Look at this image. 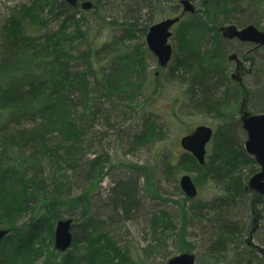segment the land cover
<instances>
[{
	"label": "trees",
	"instance_id": "1",
	"mask_svg": "<svg viewBox=\"0 0 264 264\" xmlns=\"http://www.w3.org/2000/svg\"><path fill=\"white\" fill-rule=\"evenodd\" d=\"M125 1L117 0L115 4L120 7ZM178 1L137 0L132 4L130 16L110 21L122 30L116 40L119 45L139 40L128 50L120 45L117 51H110L105 44L91 43L82 29L89 16L76 17L79 5L71 7L65 0H30L14 7L6 17L0 27V227H5L8 233L0 242V264H128L127 253L118 246L103 221L90 214L89 196L107 175V157L99 154L87 158L86 180L77 193L73 192V177L83 167L86 136L97 125L119 133L120 141L123 130L127 135L133 128L130 139L135 147L163 136V126L146 113L148 97L144 86L150 53L144 37L157 15L162 18L180 14ZM244 1L248 9L252 8L251 12L264 4V0ZM241 2L202 0L203 9L195 6L193 13L184 14L176 23L179 44L167 65H171L168 79L185 83L191 101L222 123L210 141L213 155L203 164L183 152L179 161L161 155L157 168L163 167L166 180L175 182L181 193L177 170L196 171V177L212 178L222 184L224 195L218 202L191 208L174 201L180 208L182 221L176 224L170 212L160 209L150 216L149 230L157 244L164 245L171 238L176 253L193 251L192 242L186 238L189 213L208 228L203 254L206 264H264V252L244 243V238L249 240L250 235L253 237L264 226L262 196L245 189L247 180L259 168L245 151L244 142L237 141L235 123L241 124L240 119L235 123L229 119L232 106L239 113L243 97L248 109L252 91L243 82L241 85L234 82L236 88L230 86L232 80L226 73L229 51L221 48V42L240 41L225 39L218 31L219 26L233 23L228 17L235 10H245ZM91 11L106 18L99 13L96 3H92ZM199 12L205 18L198 16ZM219 15L223 20L218 19ZM52 23L56 28L47 30ZM210 32H213L209 34L211 46L207 48L209 40L205 34ZM99 53L108 57L107 71L101 70L100 63L98 66L94 63ZM248 53L242 52L241 57ZM254 70L255 67L251 73ZM91 80L95 81L94 88L90 86ZM263 85L264 82L255 90L254 99ZM221 86L224 88L220 91ZM258 101L262 106L256 112L263 113L264 104ZM126 122L129 125L123 129L122 123ZM131 167L143 173L150 195L159 196L153 180L155 168L147 164ZM243 167L249 168L245 175ZM111 191L115 206L125 214L137 207L138 190L133 180H121ZM242 204L250 212L246 226H241L236 218V210ZM65 214L73 219V242L69 249L59 252L52 243L53 227ZM44 228L51 247L43 253L36 243Z\"/></svg>",
	"mask_w": 264,
	"mask_h": 264
},
{
	"label": "rangeland",
	"instance_id": "2",
	"mask_svg": "<svg viewBox=\"0 0 264 264\" xmlns=\"http://www.w3.org/2000/svg\"><path fill=\"white\" fill-rule=\"evenodd\" d=\"M29 1L30 0H0V27L14 7L26 4L27 2L29 3ZM90 1L98 4L99 13L106 16L105 19L99 18L98 15L92 13L91 8L84 10L79 7V12L76 11V17H79L80 14L89 16L90 20L82 24V29L88 34L91 43L93 42L98 46L105 44L110 51H117L120 49V45L121 49L126 48L128 50L132 44L139 42V40L134 39V41H125L119 45L116 40L122 30L118 25H113L110 22L113 21V19L122 21L130 16L132 14V4L137 0H126L120 7L115 4L117 0ZM138 1L141 2L142 0ZM201 1L202 0H193L194 5L199 10L203 9ZM240 6L245 10H235L233 15L231 14L228 18L231 19L233 23L239 21V27L250 23L264 31V4H261V6L257 8L258 10L254 12H251L252 8L248 9V5L244 0L240 3ZM169 11L170 9L168 8L167 12ZM159 16L160 15H157L158 18H156L155 21L164 18H159ZM198 16L202 17L203 15L199 12ZM203 18L205 17L203 16ZM218 19L223 20V17L219 15ZM186 20L187 18H185V21ZM55 28V24L52 23L47 30L52 31ZM178 28L179 24L174 25L172 28V36L169 38L172 51L175 50L179 44L177 39ZM212 33L213 32L205 34V37L209 40L207 48L211 46L209 34ZM200 42L203 43L204 41L201 40ZM221 48L228 50L230 53L237 52L239 58H241L242 52L249 51L248 57L253 60L254 66H251L248 62L246 64V69L252 68L251 70H253L255 67L256 71L254 70L252 73H247L246 75L243 74L242 82L252 91L248 100V109L251 110L252 113H257L258 107L262 106L258 100L264 104V85L256 92V99H254L255 90L264 82V49L262 47H256L252 43H241L237 41H222ZM148 53H150L146 59V71L148 76L144 86V93L148 97L146 113L154 117L163 126V136L161 138H155L144 146L135 147L133 144L131 145L130 139L132 135L130 133H133V128L129 129L128 133H126L127 135H124L123 130V134H121L122 140L120 141L118 137L119 133L112 130L107 131L102 126L97 125L92 132L88 133L86 136L85 149L87 151L81 161L83 167L81 166L79 172L73 177V192L77 193L79 189H81L84 180H86L85 162L87 158H92L99 154H103V156L107 157L105 161L107 175L89 196L90 214L103 221L104 227L109 234L113 237L118 246L127 253L126 255L129 258L128 264H166L171 256L177 254L174 241L171 238L166 239L164 245L152 241L149 230V219L153 212L165 209L170 212L176 224H179L182 221L181 211L178 204L174 201L184 204L187 208H191V206L195 207L201 203L209 204L213 201L218 202L224 195L222 184L216 182L212 178L205 179L203 176L196 177V171L177 170L178 186V180L182 174H189L193 181L195 179L194 183L197 187V194L194 198H188L186 196L188 198L186 199L185 195L179 192L175 187V182L166 180L163 167L157 168L161 162V155H165V157L169 156L173 158V160L179 161L180 156H182L184 152L179 140L182 136L191 132L197 125H207L215 131L221 125L222 121L212 115H208L201 107H197L194 102L191 101L186 91L185 83L168 79L167 73L169 72L170 64L166 68H161L157 63L156 57L150 51ZM97 58L98 60L94 61L96 66L100 63V65H102L101 70L107 71L109 68V62H107L108 57H104V54L99 53ZM234 67V62L229 61L226 69L227 75L230 76L232 74ZM234 82L235 81L232 80L230 86L236 88L237 86ZM90 83V86L94 88L95 81L93 82L91 80ZM223 88L224 87L221 86L220 91L223 90ZM220 91L217 92L218 95H220ZM193 99L196 100V98ZM230 112L231 116H229V119L235 123V120L239 118L237 107L232 106ZM126 123L128 124L122 123L125 125L123 129L129 125V122ZM235 124L237 141L243 144L246 139V132L242 129L240 123ZM134 126H138V124L135 123ZM131 147L133 150H130ZM212 147L213 143L210 142L206 147L207 152L205 160L210 155H213ZM131 164H147L155 168L153 180L155 181L154 183L159 196L150 195L147 188L145 189L146 184L143 173L132 168ZM256 165L259 168L257 163ZM47 166L46 169L48 171ZM248 169V167H243L242 173L245 175ZM128 179L136 183L139 200L137 207L132 208L125 214L118 205L115 206V199L111 195V190L119 181ZM200 208L202 210V207ZM206 212L209 211L207 210ZM66 215L67 214H65L64 217ZM236 216V218L240 220L241 226L248 225L250 221V212L248 207L244 204L238 207ZM77 225L78 224H75V230L80 235V229H78ZM185 227L186 238L194 244V252L196 254L195 264H206L207 259L205 258V260L203 258V254L208 243V228L205 224L198 222L197 219L191 218L189 213L187 214V223ZM41 234L36 246H39V249L41 248L44 253L46 252V248H48V250L50 249L51 242H49L48 239L47 228L42 229ZM253 241L258 245H263V225L260 226V229L254 234ZM52 243L54 246V236ZM221 264L235 263L230 262Z\"/></svg>",
	"mask_w": 264,
	"mask_h": 264
},
{
	"label": "water",
	"instance_id": "3",
	"mask_svg": "<svg viewBox=\"0 0 264 264\" xmlns=\"http://www.w3.org/2000/svg\"><path fill=\"white\" fill-rule=\"evenodd\" d=\"M65 2L75 7L80 2V7L84 10L92 7L90 0H65ZM182 7V14L193 13L195 5L192 0H179ZM181 15L165 17L160 21L152 23L146 32L145 42L148 50L156 57L159 67H166L172 56V46L169 38L172 36V26L177 23ZM220 35L228 40L236 39L240 42L252 43L264 49V31L258 29L254 24H247L238 27L234 23L221 25L218 28ZM228 61L235 62L234 71L230 75L231 79L242 84L240 68L243 65L235 52L227 55ZM239 119L242 128L246 132L244 141L245 151L251 155L259 166V170L250 176L245 185V189L253 191L262 196L264 205V112L252 113L247 109L246 97L241 99L239 108ZM213 130L207 125H197L192 132L182 136L179 140L181 147L191 153L193 157L203 164L205 161L206 144L210 141ZM181 191L189 198H194L197 194V187L189 174H182L179 177ZM73 219L71 217L58 218L54 226V247L59 252H64L71 247L73 236L71 228ZM8 233L7 229L0 228V241ZM166 264H195L193 252L184 251L171 256Z\"/></svg>",
	"mask_w": 264,
	"mask_h": 264
},
{
	"label": "flooded vegetation",
	"instance_id": "4",
	"mask_svg": "<svg viewBox=\"0 0 264 264\" xmlns=\"http://www.w3.org/2000/svg\"><path fill=\"white\" fill-rule=\"evenodd\" d=\"M179 9H181L180 8V6H179ZM241 59H242V61H243V65L241 66V68H240V73L241 74H244V75H246L247 73H251V69H246V64L248 63V64H250V65H252V63H253V61L251 60V58L250 57H248V56H242L241 57ZM234 64H235V62H234ZM249 65V66H250ZM187 153V152H186ZM189 153V152H188ZM256 227V226H255ZM255 230V229H254ZM253 230V231H254ZM244 243L246 244V245H248L249 247H253L254 249H256L257 251H259L260 253H263L264 252V246L263 245H258V244H256V243H254V241H253V237H252V235H250V237H249V240L247 239H245L244 238ZM243 243V244H244ZM193 244V243H192ZM193 247H194V244H193ZM240 248V247H239ZM182 252V251H181ZM193 253H194V255H195V261H196V254H195V252H194V249H193V251H192ZM251 264V263H250Z\"/></svg>",
	"mask_w": 264,
	"mask_h": 264
}]
</instances>
